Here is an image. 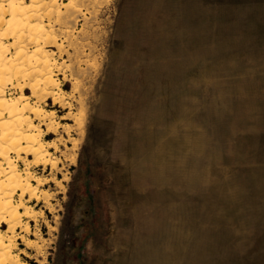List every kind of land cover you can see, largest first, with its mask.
Returning a JSON list of instances; mask_svg holds the SVG:
<instances>
[{
    "label": "rangeland",
    "instance_id": "1",
    "mask_svg": "<svg viewBox=\"0 0 264 264\" xmlns=\"http://www.w3.org/2000/svg\"><path fill=\"white\" fill-rule=\"evenodd\" d=\"M38 2L33 22L62 45L41 49L68 104L31 99L55 111L57 130L26 112L58 147L41 163L11 154L42 196L22 198L35 215L6 233L13 254L29 264H264V0ZM19 79L8 97L34 81Z\"/></svg>",
    "mask_w": 264,
    "mask_h": 264
},
{
    "label": "bare ground",
    "instance_id": "2",
    "mask_svg": "<svg viewBox=\"0 0 264 264\" xmlns=\"http://www.w3.org/2000/svg\"><path fill=\"white\" fill-rule=\"evenodd\" d=\"M38 1L30 0L28 4L25 0H2L0 5V25L3 22L6 24V30L3 33L0 32V224L1 222L8 224L6 232L0 231V264H29L22 262L19 255L13 254L14 235H11L7 242L6 233L14 231L23 216L32 217L35 215L30 206L21 211L24 195L28 192L30 197L38 199L42 197L38 187H34L31 183L34 175L29 171H25L24 175L11 154L20 155L25 151L34 156V163H41L50 154L47 146L58 147L56 141L43 139L40 125L34 124L31 116L26 113L30 111L42 125L47 126L48 130H57V127L50 121L55 116V111H47L40 105L34 106L31 99L34 97L37 99L36 101H41L49 97L54 103L63 106L68 104L67 93H62L60 88L53 89L55 86L58 87L57 82L51 76L53 68L57 67V64L51 60L50 55L43 54L41 49V44L46 40H51L60 51L62 45L53 41L56 39L51 38L44 25L36 23V21L33 22L36 17L40 16L38 8L41 4L38 3L41 2ZM43 4L46 5L47 2H43ZM4 5L6 9H3ZM5 12H8L9 15L6 21H4ZM7 36L13 38L12 45L5 44L1 40ZM27 44H36V48L29 52ZM10 46L16 48L11 56L8 55ZM58 69L61 70V68ZM31 76L34 78L33 82L25 81L24 85L18 84L21 89L19 96L12 98L6 95L5 87L8 84L14 83V80L19 77L23 79ZM26 88L31 89V96L25 93ZM64 129L70 131L71 126L64 125ZM51 162L52 168L55 169L57 163ZM37 182L38 185H41L42 178H37ZM18 190L21 191V203L19 204L14 200ZM43 195L47 200L46 203H49L48 191H45ZM24 227L29 229V225ZM22 240L29 246L37 245L31 238L22 236Z\"/></svg>",
    "mask_w": 264,
    "mask_h": 264
}]
</instances>
